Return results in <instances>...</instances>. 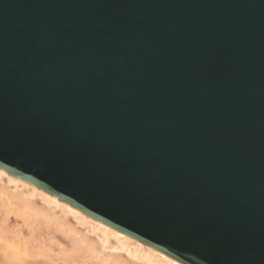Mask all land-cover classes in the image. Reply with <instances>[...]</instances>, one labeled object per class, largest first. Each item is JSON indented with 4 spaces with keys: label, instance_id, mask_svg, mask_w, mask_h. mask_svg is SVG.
Listing matches in <instances>:
<instances>
[{
    "label": "water",
    "instance_id": "obj_1",
    "mask_svg": "<svg viewBox=\"0 0 264 264\" xmlns=\"http://www.w3.org/2000/svg\"><path fill=\"white\" fill-rule=\"evenodd\" d=\"M0 169L181 264H264V0H0Z\"/></svg>",
    "mask_w": 264,
    "mask_h": 264
},
{
    "label": "rangeland",
    "instance_id": "obj_2",
    "mask_svg": "<svg viewBox=\"0 0 264 264\" xmlns=\"http://www.w3.org/2000/svg\"><path fill=\"white\" fill-rule=\"evenodd\" d=\"M84 221L0 177V245L9 247L1 258L15 251L16 264H153Z\"/></svg>",
    "mask_w": 264,
    "mask_h": 264
},
{
    "label": "bare ground",
    "instance_id": "obj_3",
    "mask_svg": "<svg viewBox=\"0 0 264 264\" xmlns=\"http://www.w3.org/2000/svg\"><path fill=\"white\" fill-rule=\"evenodd\" d=\"M2 176L6 177L11 184L13 183L15 185H21L23 187L30 188V190H32L33 193H35V194L38 193L47 202L54 204L57 207L66 209L70 214H72L75 217H78L82 220H85V221L87 220V221L93 223L95 225L94 226L95 229L99 230L102 233L103 237H105V238L113 237L122 247H125L127 249V252L129 254H131L133 256L140 255L143 259L150 261L153 264H181L178 261H176V260L170 258L169 256L163 254L162 252H159L158 250L152 249L149 246L144 245V244L140 243L139 241H137L133 238H130L129 236H126L125 234H122L120 232H117L116 230H113L112 228L104 225L102 222L94 220V219L86 216L85 214H83L82 212L77 210L76 208H73L69 204L58 200L55 196L49 195V194L45 193L44 191L36 188L35 186L29 184V183L22 182L21 180L16 179V178L8 175L7 172L0 169V177H2ZM130 246L132 247V250L129 249ZM3 248L6 251H7V249H9V247H6V245H4V246L0 245V251ZM13 252L16 253L17 255L19 254L15 251H13ZM13 252H11V253L9 252L10 255H7L3 258H1L2 256L0 254V264H16L15 258L12 257L13 255H15ZM29 264H41V263L37 262V263H29Z\"/></svg>",
    "mask_w": 264,
    "mask_h": 264
}]
</instances>
